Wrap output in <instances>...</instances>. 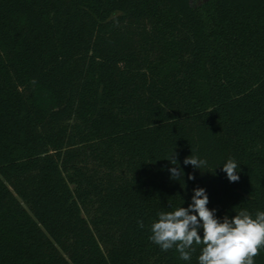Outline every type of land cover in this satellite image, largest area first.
<instances>
[{
    "label": "trees",
    "instance_id": "1",
    "mask_svg": "<svg viewBox=\"0 0 264 264\" xmlns=\"http://www.w3.org/2000/svg\"><path fill=\"white\" fill-rule=\"evenodd\" d=\"M197 187L264 211V0H0V264H198L149 239Z\"/></svg>",
    "mask_w": 264,
    "mask_h": 264
},
{
    "label": "clouds",
    "instance_id": "2",
    "mask_svg": "<svg viewBox=\"0 0 264 264\" xmlns=\"http://www.w3.org/2000/svg\"><path fill=\"white\" fill-rule=\"evenodd\" d=\"M176 156L174 150L165 159L172 165L168 169L171 178L180 180L184 172ZM183 163L199 170L207 164L193 154ZM221 166L230 182L239 181L238 164L234 159L229 158ZM188 178L195 179L192 175ZM193 193L188 207L181 205L158 213V219L151 224L150 241L162 251L175 249L184 261H189L196 251L195 246H200L198 264H255L254 258L264 249V211H257L253 217L247 210H240L233 217L225 215L221 220L215 209L207 207L209 198L204 188L197 187ZM138 224L143 228L142 221Z\"/></svg>",
    "mask_w": 264,
    "mask_h": 264
},
{
    "label": "flooded vegetation",
    "instance_id": "3",
    "mask_svg": "<svg viewBox=\"0 0 264 264\" xmlns=\"http://www.w3.org/2000/svg\"><path fill=\"white\" fill-rule=\"evenodd\" d=\"M199 1H201V0H199ZM205 1V0H204Z\"/></svg>",
    "mask_w": 264,
    "mask_h": 264
},
{
    "label": "rangeland",
    "instance_id": "4",
    "mask_svg": "<svg viewBox=\"0 0 264 264\" xmlns=\"http://www.w3.org/2000/svg\"><path fill=\"white\" fill-rule=\"evenodd\" d=\"M194 3H196V2H194Z\"/></svg>",
    "mask_w": 264,
    "mask_h": 264
},
{
    "label": "water",
    "instance_id": "5",
    "mask_svg": "<svg viewBox=\"0 0 264 264\" xmlns=\"http://www.w3.org/2000/svg\"><path fill=\"white\" fill-rule=\"evenodd\" d=\"M205 1H207V0H205Z\"/></svg>",
    "mask_w": 264,
    "mask_h": 264
}]
</instances>
